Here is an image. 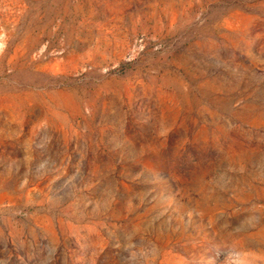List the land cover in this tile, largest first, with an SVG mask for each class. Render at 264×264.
<instances>
[{
  "label": "rangeland",
  "instance_id": "rangeland-1",
  "mask_svg": "<svg viewBox=\"0 0 264 264\" xmlns=\"http://www.w3.org/2000/svg\"><path fill=\"white\" fill-rule=\"evenodd\" d=\"M0 264H264V0H0Z\"/></svg>",
  "mask_w": 264,
  "mask_h": 264
}]
</instances>
